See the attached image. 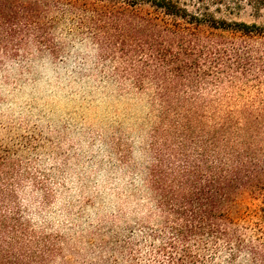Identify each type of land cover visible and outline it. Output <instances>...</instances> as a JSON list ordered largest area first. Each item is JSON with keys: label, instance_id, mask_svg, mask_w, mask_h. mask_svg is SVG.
Instances as JSON below:
<instances>
[{"label": "rangeland", "instance_id": "rangeland-1", "mask_svg": "<svg viewBox=\"0 0 264 264\" xmlns=\"http://www.w3.org/2000/svg\"><path fill=\"white\" fill-rule=\"evenodd\" d=\"M70 14L53 32L57 53L35 45L0 62V150L16 166L31 247H47L45 264H167L176 205L218 115L182 91L166 99L155 83L138 87ZM232 19L264 27V10ZM260 205L247 196L239 215ZM220 250L201 259L233 264Z\"/></svg>", "mask_w": 264, "mask_h": 264}, {"label": "trees", "instance_id": "trees-1", "mask_svg": "<svg viewBox=\"0 0 264 264\" xmlns=\"http://www.w3.org/2000/svg\"><path fill=\"white\" fill-rule=\"evenodd\" d=\"M245 6L257 16L264 0H0L2 64L35 45L57 53L53 32L70 11L138 87L182 91L218 115L176 205L167 264H207L200 252L221 248L230 263L264 264V27L232 19ZM15 167L0 150V264H45L47 247L34 250L22 222ZM247 196L261 205L240 216Z\"/></svg>", "mask_w": 264, "mask_h": 264}]
</instances>
